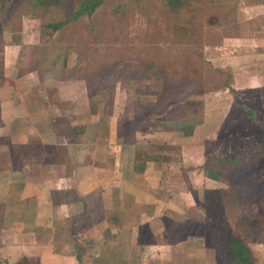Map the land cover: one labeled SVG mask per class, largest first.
<instances>
[{
    "label": "rangeland",
    "instance_id": "rangeland-1",
    "mask_svg": "<svg viewBox=\"0 0 264 264\" xmlns=\"http://www.w3.org/2000/svg\"><path fill=\"white\" fill-rule=\"evenodd\" d=\"M94 1L102 5L90 14L85 0H14L0 19V59L23 66L25 77L41 71L83 81L86 113L131 115L125 137L146 147L141 162L160 159L151 184L143 174L135 180L152 193L151 204L136 196L119 207L120 222L135 230L121 229L108 260L88 255L80 264H151L156 254L170 264L169 254L184 249L175 240L190 234L203 240L187 248L203 249L216 264H242L237 243L264 264V19L260 29L253 20L264 15V0H181L175 9L166 0ZM32 94L57 101L47 86ZM140 223L152 228V240L147 230L137 234ZM1 254L0 264H39Z\"/></svg>",
    "mask_w": 264,
    "mask_h": 264
},
{
    "label": "crops",
    "instance_id": "crops-1",
    "mask_svg": "<svg viewBox=\"0 0 264 264\" xmlns=\"http://www.w3.org/2000/svg\"><path fill=\"white\" fill-rule=\"evenodd\" d=\"M0 60L1 256L8 262L26 258L39 264H80L90 260L88 255L108 260L113 248L120 247L116 239L121 229L135 230L120 222L121 205L125 200L134 202L136 196L139 202L151 204L152 193L145 187L139 191L135 180L143 174L151 184L160 159L141 162L146 147L139 146L136 137L132 142L125 137L123 122L130 124L131 115L121 121V113H86L90 98L83 81H55L51 73L41 71L25 77L23 66L13 69L7 58ZM38 86L50 87L57 101L49 94L40 101L32 96ZM102 103L98 112L103 110ZM65 104L73 105L74 112L66 110ZM158 129L156 134H161ZM106 135H110L107 146ZM124 188L129 191L121 196ZM157 212L164 213L162 209ZM137 229L138 235L141 229L147 230L152 240V228L140 223ZM201 237H174L184 249L169 254V263L216 264L217 259L203 249L201 254L187 248L192 240L199 244ZM131 243L135 245L137 240ZM146 243L162 248L158 242ZM88 244L91 248L87 250ZM111 257L113 262L119 261ZM164 257L156 254L148 262L164 264ZM143 263L147 264L146 259Z\"/></svg>",
    "mask_w": 264,
    "mask_h": 264
},
{
    "label": "trees",
    "instance_id": "trees-1",
    "mask_svg": "<svg viewBox=\"0 0 264 264\" xmlns=\"http://www.w3.org/2000/svg\"><path fill=\"white\" fill-rule=\"evenodd\" d=\"M50 2L52 3L53 1H48V3H50ZM89 2H90V0H85V2L81 5V9H85V8L91 7L90 8L91 9L90 10V12H91L90 14L95 12L96 7H100L102 5L101 1H94V5H91ZM166 2L168 4V6H170L172 9L178 8L179 6L182 7L181 0H166ZM13 3H14V0H0V19L3 17V13H5V11L8 10V7L10 6V4L12 5ZM86 3H87V5H85ZM262 19H264V17H262ZM261 22L262 21H261V18H260L256 22L257 23V27H260L259 25L262 24ZM61 27H62V24H59L57 26H53V29L54 30H60ZM1 31L2 30H1V23H0V41L2 40V37H3V35L1 34L2 33ZM193 38L199 39V37L196 36V35H194ZM247 110H248V108H247ZM224 162H226V161H224ZM208 182L213 183V184L217 183V181L215 179H209ZM236 246L239 248V252L235 254V257H237L236 260L237 261H241L242 264H253L251 262V258L249 257L250 254H248L247 251H243L242 250L243 246L241 245V243H237Z\"/></svg>",
    "mask_w": 264,
    "mask_h": 264
}]
</instances>
